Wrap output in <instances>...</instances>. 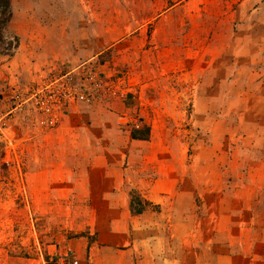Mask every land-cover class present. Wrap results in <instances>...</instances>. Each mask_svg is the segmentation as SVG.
Returning <instances> with one entry per match:
<instances>
[{"label":"rangeland","instance_id":"1","mask_svg":"<svg viewBox=\"0 0 264 264\" xmlns=\"http://www.w3.org/2000/svg\"><path fill=\"white\" fill-rule=\"evenodd\" d=\"M40 1L11 0L7 50L0 54V264H136L138 253L117 245L124 235L117 212L132 191L145 201V195L163 196V176L177 177V194H167L164 209L163 199L147 209L152 226L159 225L150 235L153 264H264V185L243 180L244 172L249 181L264 178V139L250 136L264 131V78L248 84L240 80L241 70H229L235 82L230 77L225 87L190 90L172 89L171 80L146 73L144 80L161 78V86L131 91L134 55L111 48L90 56L105 47L93 38L96 9H56L92 21L59 25ZM233 11L245 35L226 47L243 43L254 30L252 21L261 24L257 35L263 36L264 0H241V11ZM62 26L69 34L64 40L72 41L65 62L54 58L63 50L50 46ZM177 47L166 45L163 57L175 55ZM137 56L147 70L146 57ZM235 57L228 59L234 63ZM247 60L250 66L255 58ZM83 88L96 101H82ZM190 91L215 95L211 109L219 111L224 105L218 96L226 93L233 119H209L207 103L191 118L186 100L177 107L180 117L158 116L165 108L175 113L173 101ZM133 131H141L134 132L140 140ZM246 158L250 168L240 166ZM103 162L123 163L130 179L116 198L96 182ZM163 214L171 219L164 244Z\"/></svg>","mask_w":264,"mask_h":264},{"label":"crops","instance_id":"2","mask_svg":"<svg viewBox=\"0 0 264 264\" xmlns=\"http://www.w3.org/2000/svg\"><path fill=\"white\" fill-rule=\"evenodd\" d=\"M40 2H43V0ZM44 3L46 4L44 6L51 8L52 18L59 25L71 23L86 25L92 22L85 15L73 16L71 13L67 15L66 9H87L91 7L96 9L97 14L94 22L99 26L93 38L105 41L103 42L105 47L99 52L91 51L90 56L97 57L111 48H122L129 55L128 57L134 55L132 58L133 63L129 64L131 66L135 65L134 70L132 69L135 75L127 82L131 91L134 89L132 86L140 88L161 86L163 82L160 80L161 78L144 80L141 76L146 73L162 76L163 80H171L168 85L172 89L187 88L190 90L206 86L212 89L227 86V81H230V77H232L229 70H241L244 75L240 76V80H243V82L246 80L248 84L251 81L255 82L264 78V33L263 36L257 35V31L262 29L257 20L252 21V29L254 30L250 35L244 37L243 43L239 42L232 49L225 45L227 41L240 39L242 35H245L239 31L244 30L245 25L240 21H236L233 17V14L237 13L233 11L234 8L241 11V0H45ZM61 8L65 10H63L64 16L58 15V12L55 11ZM61 28H63V31L56 35V42L50 44V46L56 48V51L63 50L62 53L58 52L54 58L56 61L65 62L71 57L67 47L71 46L72 41L69 37L66 43L64 35L68 37L69 34L66 32L65 26ZM233 28L235 29L233 30ZM82 34L83 32L80 29L79 35ZM85 36L87 37V35ZM60 41L63 42L61 46L58 45ZM172 43L179 45L176 48V54L172 56L169 52L164 53V59L163 48ZM139 53H142L148 60L147 70H145L147 67L140 66V64L145 63L143 60L139 62L137 56ZM248 55L255 58V60H251L252 64L250 66L247 60ZM229 56L237 57L233 60L234 63L228 59ZM238 66L240 68H237ZM236 79L232 77L231 82L232 80L235 82ZM262 84H264V80H261L260 85ZM190 93L185 94L184 97H176L174 103H172L175 104L177 109L175 113L167 111L166 108V111L158 110L156 113L159 117L164 115L165 118H175L174 114L180 117L183 112L178 111L177 107L181 110V106L186 100L189 107L191 106V118H193V114H200L199 107L207 103L210 106L206 112L209 119L223 118L224 121L233 119V108L228 104L231 97L226 93L223 96H218V100L224 105L222 111L215 108L211 109V104L214 103L215 105L217 102L215 95L211 93L203 96L197 95L196 91H190ZM124 102H127L126 105L130 106L128 99H124ZM153 110L155 111V109ZM126 111L127 114H130V118L134 117L131 115L130 109ZM127 114L125 113V115ZM135 115L137 114L135 113ZM224 135L230 137L232 134L224 130ZM250 136L258 137L257 141L260 138L264 139V131L253 133ZM227 160L232 161L229 157ZM241 161L245 164H240V166L251 167V162L247 158ZM125 170L126 168L123 169V163L109 164L103 162L101 171L96 176V182L106 185V188H108L105 189L106 196L111 195L116 198V195H122L123 184L129 179L127 175H123ZM246 174V172L243 173V180L255 182L257 185H264V178H253L252 181H249L247 179L249 175ZM177 183L176 176L172 179L163 176V196L145 195L143 197L152 204L155 202L161 204V199H163L164 209L167 201H169L167 194H177ZM115 191L120 192L116 193ZM99 193L103 197L104 191L102 189L99 190ZM257 198L259 199V197ZM120 210L122 211L120 212ZM118 211L117 214L121 213V221L119 220L117 228L121 229L124 235L122 243L117 242V245L132 247L138 253V255H135L136 264H153L148 250L151 247L150 244L153 243V241H150V235L154 229L158 230L159 225L152 226L154 223L150 222V219L153 217L147 210L140 215H132L129 210V199L128 204L123 205V208L118 209ZM145 221H148V223H145ZM169 222H171V219L169 217L166 219L163 214V244L170 240L167 235L170 228ZM140 233L149 235V239L140 240ZM131 261L134 264L133 259Z\"/></svg>","mask_w":264,"mask_h":264},{"label":"trees","instance_id":"3","mask_svg":"<svg viewBox=\"0 0 264 264\" xmlns=\"http://www.w3.org/2000/svg\"><path fill=\"white\" fill-rule=\"evenodd\" d=\"M12 19V10H11V0H0V54L7 50L4 43V30L6 26ZM134 132L141 131H133L132 138L133 139H141L140 137H136ZM151 203L141 199L134 191L129 194V210L130 213L134 216L140 215L145 212ZM156 207V206H155Z\"/></svg>","mask_w":264,"mask_h":264},{"label":"built area","instance_id":"4","mask_svg":"<svg viewBox=\"0 0 264 264\" xmlns=\"http://www.w3.org/2000/svg\"><path fill=\"white\" fill-rule=\"evenodd\" d=\"M86 92V93H85ZM79 98L82 99V101L86 102V103H89V102H94L96 101L95 97H94V94H93V91H91L90 89H84L79 93ZM46 111L48 112L49 109L47 108ZM53 122V121H52ZM50 122V123H52ZM67 264H78L77 261H71Z\"/></svg>","mask_w":264,"mask_h":264}]
</instances>
